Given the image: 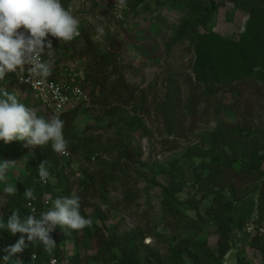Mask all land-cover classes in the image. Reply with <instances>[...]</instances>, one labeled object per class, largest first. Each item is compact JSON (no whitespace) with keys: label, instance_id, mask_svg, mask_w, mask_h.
I'll list each match as a JSON object with an SVG mask.
<instances>
[{"label":"trees","instance_id":"16d2710c","mask_svg":"<svg viewBox=\"0 0 264 264\" xmlns=\"http://www.w3.org/2000/svg\"><path fill=\"white\" fill-rule=\"evenodd\" d=\"M72 1L62 0L66 7ZM127 3L137 14L140 9L163 8L166 4L175 8L187 5L190 11L174 27L166 48L169 53L173 45L183 41L189 43L194 53L193 84L183 94L181 86L170 78L164 97L155 106L169 134L190 138L181 157L172 163L181 178L168 184H161L156 178L153 180L161 185L164 226L173 232L170 237L158 232L167 243L166 251L145 243L144 235L147 232L142 228L119 232L107 230L93 220L91 227L71 232L76 241V251L68 257L67 262L62 261L59 246L60 239L66 235L64 231L69 230L57 226V232L51 234L57 244L51 255L42 244H29L8 264H15L16 259L21 260L22 264H52L54 256H57L56 264H84L87 261L91 264L93 261L100 264H188L189 261L191 264H225L224 258L233 248L235 231L245 228L249 221L246 211L239 210L238 204L251 200L252 195H257V199L252 200L257 209L254 220L257 232L251 236V245L264 257V117L261 116V111L264 113V0H235V8L248 13L244 30L238 38L226 37L208 28L218 10L216 0H155L156 6H152L148 0H127ZM80 33L69 43L60 44L59 40H52L53 49L57 51L51 77L62 79L73 75L64 70L67 58L63 57H67L65 55L69 52L73 51L72 60L86 57V74L83 77L76 75V78L88 93L87 101L92 105L90 109L102 110L111 118L110 125L116 127L115 140L103 146L100 137L90 134V124L83 131L78 130L75 125L80 107L78 103L60 116L65 121L64 135L69 141V156L56 155L50 145L43 148L26 147V142L14 141L16 151L24 159L26 174L9 182V185L16 186L17 194L6 193V209L0 215V220L5 223L13 210H19L21 219L34 214L27 207L29 200L23 196L27 188L33 189L36 207L40 208V199L45 192L51 193L54 200L60 196L70 197L78 187L76 193L81 199V212L92 219L87 207L90 199L96 197L98 189H104L109 182L119 179L126 164L141 158V148L135 146L133 137L135 131H140L143 119L138 113L128 111V106L144 112L148 108L135 104L140 91L121 70L120 42L113 38L106 48H102L87 36L84 37L82 28ZM78 41L83 43L80 51L75 47ZM15 78L16 73H8L5 80L0 81V88L5 87L10 93L16 90ZM22 88L35 95L32 89ZM228 92L233 97L232 101L222 102L218 96ZM214 99L217 106L228 107L235 118L224 117L214 110L217 115L215 126L198 131L199 119L210 115L208 104ZM36 103L45 105L40 98ZM25 104L28 106L27 100ZM46 108L49 117L53 115L50 107ZM45 118H48V114ZM210 123L207 119L206 125ZM165 141L170 140L167 138ZM103 153L114 158H102ZM74 154L81 156L77 162L81 163L79 171L84 177L71 182L65 170L74 173V168H67ZM194 157L201 160L194 163ZM42 162H49L50 178L47 183H43L38 176V166ZM92 162L95 168L90 170L92 165L87 163ZM161 169L167 171L165 167ZM188 183L196 188L195 193H201L200 197H197L198 194L186 198L180 196L179 193ZM3 189L0 187V191ZM126 196L130 201L134 199V195L127 190ZM206 199L210 201L202 210L201 204ZM206 226L214 227L217 250L201 237ZM20 235L0 229V264H4V249L14 245ZM89 248H94L95 253L83 257V249ZM238 264L248 263L239 259Z\"/></svg>","mask_w":264,"mask_h":264},{"label":"rangeland","instance_id":"374dc122","mask_svg":"<svg viewBox=\"0 0 264 264\" xmlns=\"http://www.w3.org/2000/svg\"><path fill=\"white\" fill-rule=\"evenodd\" d=\"M218 10L208 24V28L220 32L226 37L238 38L244 30L248 13L235 8V0H216ZM155 4V0H148ZM156 6V5H154ZM74 15L80 20V31L83 29V36H87L96 45L106 48L113 38L119 40V65L127 80L139 88V100L135 103L148 110L135 111L132 106H128V111L138 113L143 119L140 131L134 132V144L142 151L141 158L134 163L126 164V167L119 174V179L109 182L104 189H98L97 195L90 199L87 210L92 215V221L103 225L107 230H117L123 232L133 228H142L144 232V242L158 246L162 252L166 251L167 243L159 236V231L170 237L173 232L164 226V219L161 212V185L154 183V179L161 184H168L173 180L181 178L180 172L172 163L181 157L182 153L190 143L189 137H177L169 134L164 126V122L158 114L155 106L160 101L166 91L170 78L181 86L183 94L186 89L193 84L192 64L194 53L189 43L183 41L173 45L170 52H167L166 44L173 36V29L180 22V19L190 13L187 5L181 7H171L165 5L163 8L151 7L150 10L140 9L135 13L127 3L125 9H120L115 4V0H73L71 2ZM103 28V34L97 31ZM77 51L82 50L83 43L78 41L75 44ZM73 51L63 58L66 72L74 75L85 76L84 67L87 58L70 59ZM18 100L28 107L35 108L38 115L49 117V110L46 105L36 103L37 97L30 95L23 88L15 85ZM12 91V92H13ZM218 98L228 103L232 101V95L228 93L220 94ZM78 117L75 120L76 128L83 131L90 124L91 135L100 137L103 146L112 144L115 140L116 127L110 125L111 118L106 116L102 110H92L87 100L80 103ZM26 105V104H25ZM210 115L199 119L198 131H203L215 126L216 114L234 119L235 115L228 110L225 105L217 106L216 99L208 104ZM90 106V107H89ZM123 116V114L121 115ZM125 116V115H124ZM261 116L264 113L261 111ZM209 119L211 123L206 125ZM125 122L123 121V124ZM169 138V142L165 140ZM17 145L13 142L5 144L0 141V161H16V164L7 173V184L12 179L25 176L24 159L17 151ZM67 156V154H66ZM69 156V155H68ZM113 159L107 153H103L102 158ZM71 165L67 168H74V173L66 169L65 173L70 176V181H77L83 178L84 174L79 171L81 166L79 159L81 156L73 155ZM194 163L201 160L194 157ZM95 168L94 163H87ZM165 167L167 171H163ZM5 182L0 181V187L5 188ZM78 187H75V192ZM126 190L134 195L132 201L127 199ZM196 188L188 183L179 193L181 197H188L195 193ZM257 195H252V199L240 202L239 210H245L248 215V223L242 230H236L233 237V248L224 258L225 264H238L239 259L248 264H264V257L260 251L251 245V236L257 232V209L253 206L252 200H256ZM206 199L201 208L209 203ZM255 204V203H254ZM6 209V193L4 189L0 191V215ZM251 212V213H250ZM102 217H101V214ZM195 215V211H189ZM100 214V215H99ZM264 230V229H263ZM202 238L209 241L211 247L217 250V234L213 226H206L201 234ZM60 254L63 262L68 261L69 256H73L76 251V241L71 235H63L60 239ZM95 253L94 248L83 249L82 256H90ZM57 257V256H54ZM52 257V258H54ZM90 260V259H88ZM88 262V263H87ZM84 264H91L87 261ZM52 263V262H51ZM191 264L190 261L187 262ZM56 264V263H55ZM92 264H100L93 261Z\"/></svg>","mask_w":264,"mask_h":264},{"label":"clouds","instance_id":"9594fccd","mask_svg":"<svg viewBox=\"0 0 264 264\" xmlns=\"http://www.w3.org/2000/svg\"><path fill=\"white\" fill-rule=\"evenodd\" d=\"M120 9L127 7V0H115ZM80 20L74 15L71 5L65 6L62 0H0V81L8 73H17L21 81L28 74L27 83H46L55 66V53L52 38L60 44L69 43L80 36ZM97 31L103 34V28ZM64 98L61 97V101ZM65 121L59 115L48 118L38 115L35 108L28 107L18 100L16 92L0 88V141L9 144L24 141L25 146L47 147L56 155H66L69 141L64 135ZM49 162L38 166V176L43 183L50 178ZM16 161H0V181L5 182L4 192L17 194L16 186L7 184V173ZM23 196L35 200L34 191L27 188ZM48 199L52 197L48 195ZM35 209H33V213ZM92 219L81 212L80 196L72 191L70 197L60 196L52 200V206L36 216L29 214L23 219L19 210L11 211L6 223L0 220V229L11 234H21L14 245L4 249V264L22 253L29 244H42L51 255L57 244L51 233L59 226L66 234L92 226ZM34 258V257H33ZM15 264H22L16 259Z\"/></svg>","mask_w":264,"mask_h":264},{"label":"built area","instance_id":"2783aa9c","mask_svg":"<svg viewBox=\"0 0 264 264\" xmlns=\"http://www.w3.org/2000/svg\"><path fill=\"white\" fill-rule=\"evenodd\" d=\"M52 40H58L56 38L49 37ZM19 75H24V81H21L19 76L16 73V83L18 87H24L27 89H32L36 95V97L40 98L46 106H49L53 114L61 116L62 113L68 108L80 103L83 100H88V93L84 90L80 81L76 78V75H72L70 78L64 77L62 79L48 77L46 83H35L33 82V86L30 83H27L28 74L20 73ZM83 77V76H81ZM61 97L64 98L61 101ZM69 153H67L68 155ZM48 195L52 197V194L49 192H45L40 199L41 206L40 208L36 207L35 200H31L27 202V207L31 209H35L34 214L39 216V214L43 211L48 210L52 206V201L48 199ZM56 229L51 233H56ZM36 255H34L35 257ZM52 264L57 262V258L51 259Z\"/></svg>","mask_w":264,"mask_h":264}]
</instances>
